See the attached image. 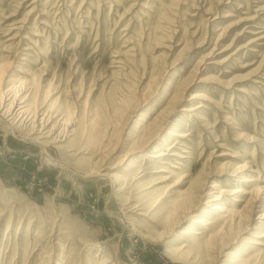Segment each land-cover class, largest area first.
Here are the masks:
<instances>
[{"label":"rangeland","instance_id":"374dc122","mask_svg":"<svg viewBox=\"0 0 264 264\" xmlns=\"http://www.w3.org/2000/svg\"><path fill=\"white\" fill-rule=\"evenodd\" d=\"M263 36L264 0H0V68L75 131L43 151L0 130V264H264ZM214 183L224 201L185 206ZM241 186L252 214L227 223Z\"/></svg>","mask_w":264,"mask_h":264},{"label":"bare ground","instance_id":"6f19581e","mask_svg":"<svg viewBox=\"0 0 264 264\" xmlns=\"http://www.w3.org/2000/svg\"><path fill=\"white\" fill-rule=\"evenodd\" d=\"M203 7V6H202ZM241 7V6H240ZM254 9V8H253ZM258 9V8H257ZM260 10V9H259ZM258 11V10H256ZM30 13V12H29ZM248 18V17H247ZM243 19V18H242ZM251 19V18H250ZM252 20V19H251ZM21 24V23H20ZM259 25V24H258ZM15 28V27H14ZM49 28V27H48ZM172 29V28H171ZM16 31V30H15ZM173 30H171L172 32ZM207 31V30H206ZM194 33V32H193ZM258 33V32H257ZM165 34V33H164ZM207 34V33H206ZM205 36V35H204ZM222 36V35H221ZM220 37V36H219ZM218 37V38H219ZM263 37H260L258 38L257 40H261L263 39ZM11 39V38H10ZM220 39V38H219ZM218 39V40H219ZM222 39V38H221ZM211 40V39H210ZM28 41V40H27ZM236 43V42H235ZM252 43V42H251ZM255 44V43H254ZM213 50V49H212ZM254 51V50H253ZM211 53V52H210ZM135 54V53H134ZM207 56V54L205 55V57ZM210 56V54H209ZM113 61V59H112ZM123 61V60H122ZM204 61V59H203ZM5 62L4 64L1 62L2 66L5 65L6 61H3ZM201 62V61H200ZM199 63V62H198ZM10 64V62H9ZM12 64V63H11ZM205 62L202 63V66H204ZM263 64V63H262ZM1 66V65H0ZM11 66V65H10ZM9 67V65H8ZM6 67L3 68H0V130H2L5 134H6V137H10L11 135L12 136H15V134H17L21 140L23 141H27V142H31V143H34L35 145H37L40 149H42L43 151L46 149V148H49V147H53V148H56L58 150H66V146L64 145V142L68 139L69 136H72L75 134V131L74 130H70V126H71V122L69 121V116L71 115L70 113H66L68 114L69 116H67L68 118H61L59 117L60 119H57L54 115L55 113L53 111H49L47 109V107L45 106H42V107H38V108H35L33 109V106H32V102H31V98H30V94L27 93L28 92V86H27V82L25 81H21V78L18 77V75H6L5 74V71H7L5 69ZM152 68V67H151ZM10 69V68H8ZM205 69H207V67H205ZM20 70H18L19 72ZM199 71V70H198ZM9 72V71H8ZM162 72V71H161ZM197 72V71H196ZM202 72V71H201ZM200 72V73H201ZM263 72V71H262ZM158 74V72H157ZM260 74V73H259ZM6 75V76H4ZM249 76V75H248ZM264 76V74H263ZM262 76V77H263ZM194 78V77H193ZM28 81V80H27ZM194 81V80H193ZM204 81V80H203ZM33 82H35L33 80ZM31 82V83H33ZM202 82V81H200ZM261 84V83H260ZM29 85V84H28ZM148 85V84H147ZM187 85V84H186ZM189 87V86H188ZM227 87V86H226ZM225 89V88H224ZM261 89V88H260ZM184 92V91H183ZM27 93V94H26ZM31 93V91H30ZM134 93V92H133ZM175 93V92H174ZM33 95V94H32ZM81 95V94H80ZM131 95V94H130ZM197 95V94H196ZM202 95V94H201ZM172 96V95H171ZM183 96V95H182ZM194 96V95H193ZM196 97V96H194ZM37 98V97H36ZM119 98V97H118ZM182 98V97H181ZM174 99V97H173ZM171 99V100H173ZM35 99H33V105L35 104L34 101ZM175 100V99H174ZM180 101V100H179ZM43 103V102H42ZM177 103V102H176ZM209 103V102H208ZM37 104V103H36ZM45 103H43L44 105ZM70 104V103H69ZM39 105V104H38ZM41 106V105H40ZM49 106V105H48ZM36 107V106H35ZM45 107V109H44ZM70 107V106H69ZM202 105H199L196 109L198 108H201ZM50 108V107H49ZM71 109H73V107H71ZM69 109V111L71 110ZM123 109V108H122ZM166 109V108H165ZM57 110V109H56ZM59 110H62V108H59ZM66 110V109H65ZM74 110V109H73ZM76 110V109H75ZM99 110V109H98ZM183 110L185 111H189L187 109H184ZM54 111H55V107H54ZM58 111V110H57ZM67 111V110H66ZM101 111V110H100ZM161 111V110H160ZM176 111V110H175ZM191 111V109H190ZM193 111V110H192ZM99 112V111H98ZM183 112V111H182ZM73 113V112H72ZM76 113V112H75ZM54 114V115H53ZM98 114V113H97ZM100 114V113H99ZM108 114V113H107ZM62 115V114H61ZM103 115V113H102ZM119 115V114H118ZM130 115V114H129ZM159 115H163V113H160ZM169 115V114H168ZM73 116V115H71ZM75 116V115H74ZM99 116V115H97ZM107 116V115H106ZM76 117V116H75ZM159 116H157L158 118ZM161 117V116H160ZM159 117V118H160ZM104 118V117H103ZM117 119V118H116ZM155 119V117H154ZM161 119V118H160ZM159 119V120H160ZM71 120V119H70ZM95 118L93 119V122H94ZM97 120V119H96ZM108 120V119H107ZM156 120V119H155ZM163 120V119H162ZM154 121V120H153ZM158 121V120H157ZM98 122V121H97ZM95 122V123H97ZM91 123V122H90ZM156 123V122H155ZM159 123V121L157 122ZM156 123V124H157ZM103 124V123H102ZM151 125V124H150ZM160 125V124H159ZM108 126V125H107ZM93 127V126H92ZM168 127V126H167ZM95 128V127H94ZM93 128V129H94ZM117 128V127H116ZM143 128V127H142ZM147 128H149L147 126ZM101 129V128H100ZM150 129V128H149ZM97 130V129H96ZM99 130V129H98ZM104 130V128H103ZM106 130H108L106 128ZM161 130V129H160ZM84 132H85V129H84ZM91 132V131H90ZM96 132V131H95ZM98 132V131H97ZM96 132V133H97ZM151 132V131H150ZM86 133V132H85ZM88 133V132H87ZM92 133V132H91ZM90 133V134H91ZM99 133V132H98ZM97 133V134H98ZM116 133V132H114ZM144 133V131H143ZM82 134H84L82 132ZM94 134V133H93ZM101 134H102V131H101ZM107 134V133H106ZM89 135V134H88ZM110 135V134H109ZM174 135L176 137H183L181 136V134H178V133H174ZM173 135V136H174ZM87 136V135H86ZM91 136V135H90ZM95 136L97 137V135L95 134ZM107 136V135H106ZM105 135L101 138H96V137H93V142L89 145H93V143L95 142V148L97 147V150L99 153H105L106 150H109V144L112 145L110 143V140L106 137ZM85 137V136H84ZM152 137V136H151ZM88 138V137H87ZM112 138V137H111ZM90 139V141H91ZM112 140V139H111ZM172 140V139H171ZM175 140V139H174ZM87 141V140H86ZM140 141V140H139ZM152 140H148L145 141L146 145L144 147L147 146L148 143H150ZM87 143V142H86ZM89 143V142H88ZM87 143V145H88ZM182 143V142H180ZM140 144V143H139ZM179 144V143H178ZM88 145V146H89ZM151 145V144H150ZM161 145V144H160ZM177 145V144H176ZM135 146V145H134ZM174 146V145H173ZM90 147H93V146H90ZM134 148V147H133ZM149 148V147H148ZM161 148V147H160ZM171 148V146H170ZM157 149V148H156ZM162 149V148H161ZM47 150V149H46ZM138 150V149H137ZM163 150V149H162ZM48 151V150H47ZM74 151V150H73ZM95 151V150H94ZM155 151V150H154ZM169 151V150H168ZM46 153V152H45ZM169 153V152H168ZM190 153V152H189ZM167 154V153H166ZM171 154V153H170ZM47 157H46V160L48 159V161L52 164H57V165H61V163H57L56 161H54L52 158H51V155L49 156L47 153H46ZM98 155V154H97ZM103 155V154H102ZM106 155V154H105ZM189 155V154H188ZM107 156V155H106ZM164 156V153L161 152V150H158L156 151L155 153H152V154H149L148 157H150L151 159H159L161 157ZM146 158V157H145ZM149 159V158H148ZM182 160V159H181ZM158 161V160H157ZM46 162V161H45ZM99 162V161H98ZM96 163V162H95ZM98 164V163H97ZM102 164V163H101ZM165 164V163H164ZM53 165V164H52ZM97 167V165H94V167ZM172 166V165H171ZM91 167V166H90ZM93 167V166H92ZM99 168V167H98ZM60 169L65 170L64 172H70L74 175H80L82 176V178H99V179H109L110 175L108 174H103V173H100L98 171H101L100 169L99 170H94L93 168H89V170H86V171H81V172H75L71 169H67L66 167L63 166H60ZM245 171V169H247L246 167H243L241 169H239L240 171H236L238 173H242L243 170ZM235 170V169H234ZM103 171V170H102ZM101 171V172H102ZM204 172V171H203ZM233 172V171H232ZM231 172V173H232ZM205 173V172H204ZM212 173V172H211ZM203 174V173H202ZM246 174V173H244ZM241 175V174H240ZM201 177V176H200ZM199 177V178H200ZM208 178V176H207ZM243 178V177H242ZM241 180V179H240ZM193 181V180H192ZM202 181H204L202 184H205V181L204 179H202ZM218 181V180H217ZM250 182H253V180H250V179H247L246 177H244L242 179V182H247L249 183ZM222 182V181H221ZM241 182V181H240ZM197 183V181H196ZM206 185V184H205ZM204 185V186H205ZM217 183H214L212 186H210V189L206 190V191H203V186L201 184H195L193 185L192 184V187L186 192L187 194V197H186V203L185 206L188 204L191 203V201L194 200L195 197L198 196V198L200 197L199 200L202 201L203 200H206V203H214V202H219V201H224V195L222 193H217ZM221 190V189H219ZM252 191L253 190H250L248 191L246 187L244 186H241L239 187L237 190L234 191V195H236L235 198H238L236 199L237 202L239 203H242L243 200H244V195H249V194H252ZM254 193V192H253ZM256 193V192H255ZM254 193V194H255ZM231 196V195H230ZM184 197V198H185ZM183 198V197H182ZM197 198V199H198ZM259 198V196H258ZM257 198V200H259ZM196 199V198H195ZM254 199V198H253ZM181 200V199H180ZM185 199H183L184 201ZM256 200V199H255ZM182 201V200H181ZM185 202V201H184ZM199 202V201H198ZM245 202V200H244ZM255 202V201H254ZM183 204V203H182ZM253 201L252 203L250 202H245V206H244V209H242L241 211H238L237 209L235 208H227V210L223 207V205H215L213 207V211L215 212H226L228 215L226 216H223V219H225L226 221L225 222H234L237 221V225H239L242 220H246L247 218L249 219L250 214L252 211H253ZM184 206V205H183ZM178 207V206H177ZM193 207V206H192ZM191 207V208H192ZM187 209V208H186ZM189 210V209H188ZM191 210V209H190ZM180 211V210H179ZM55 212V211H54ZM172 212V211H171ZM190 212V211H189ZM194 212V211H193ZM185 213V212H184ZM179 214V212H172V214L168 217V219H170V224L172 226L173 229L177 228L182 222H184L185 220H187L188 218H185V217H181L179 218L178 220H176V217L174 219V221L172 219V217H174L175 215ZM211 214V213H210ZM218 214V213H217ZM252 214V213H251ZM193 215V214H192ZM191 215V216H192ZM181 216H183L181 214ZM230 216V217H229ZM264 216V215H263ZM18 218V217H17ZM217 218V217H216ZM210 219H202V218H198L197 220H195L194 224H197V225H203V226H208V225H211V224H214V221H209ZM41 222V221H40ZM231 224V225H232ZM235 224V222H234ZM243 224V223H242ZM169 225V224H168ZM229 225V224H228ZM129 226V225H128ZM170 226V225H169ZM201 227V226H200ZM221 227V226H220ZM224 227V226H222ZM232 227V226H231ZM193 228V226H192ZM193 229H196V230H191V228H188V229H183L181 230V232L179 234H181V237L180 238H187L189 237V235H192V234H199L198 230L199 228L197 229L196 227H194ZM83 230V229H82ZM85 230V229H84ZM83 230V231H84ZM222 230V229H221ZM172 231V230H171ZM220 231V230H219ZM224 231V230H223ZM54 233V232H53ZM74 233V232H73ZM86 234V233H85ZM226 235V234H225ZM224 235V236H225ZM28 236V235H27ZM68 238V237H67ZM74 239V237H73ZM225 239V238H224ZM258 245H264L263 242H257ZM34 245V244H33ZM97 247V246H96ZM224 247V246H223ZM226 248V247H225ZM225 248H220V250L218 251L219 253L217 254V256H222V252L223 250L225 251ZM41 250V248H40ZM53 251V249H52ZM61 252V251H60ZM43 254V253H42ZM215 256V255H214ZM105 259L104 260H100V262H98V264H120L118 262H112V260H110L109 256H106L104 255L103 256ZM45 258V257H44ZM51 259V258H49ZM44 260V259H43ZM119 260V259H118ZM12 263V262H11ZM209 263V262H208ZM96 264V263H94ZM122 264V263H121Z\"/></svg>","mask_w":264,"mask_h":264}]
</instances>
